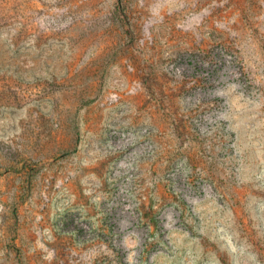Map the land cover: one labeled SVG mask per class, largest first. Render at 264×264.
Wrapping results in <instances>:
<instances>
[{"label": "rangeland", "instance_id": "obj_1", "mask_svg": "<svg viewBox=\"0 0 264 264\" xmlns=\"http://www.w3.org/2000/svg\"><path fill=\"white\" fill-rule=\"evenodd\" d=\"M0 264H264V0H0Z\"/></svg>", "mask_w": 264, "mask_h": 264}]
</instances>
